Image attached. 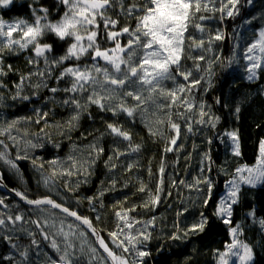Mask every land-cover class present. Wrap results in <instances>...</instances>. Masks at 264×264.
<instances>
[{
	"label": "snow or ice",
	"instance_id": "snow-or-ice-1",
	"mask_svg": "<svg viewBox=\"0 0 264 264\" xmlns=\"http://www.w3.org/2000/svg\"><path fill=\"white\" fill-rule=\"evenodd\" d=\"M239 4L240 0H55L49 7L41 0H31L28 16L5 19L0 14V109L38 99L42 89L52 94L45 104L56 103L57 95L63 93L59 103L71 109L68 119L59 123H51V110L41 108H34L32 116L0 120V165L22 176L18 162L30 161L38 173L37 184L49 193L29 198L24 191L9 189L28 206L32 215L22 211L19 203L6 202L7 196L0 197V244L4 247L0 251V264H84L85 258L86 264H146L145 258L151 255L147 242L152 237L151 230L156 228L155 216L143 220L130 215L137 210L135 204L115 210L116 225L108 232L113 247H109L92 219L68 206L69 196L65 193L75 196L82 185L89 183L105 152L99 142L109 136L113 141L111 155L104 161L112 174L109 187H104L101 181L102 186L94 195L76 196L77 204L87 200L90 211H97V204L104 207L103 197L118 182L116 169L122 167L129 172L139 168L135 161L126 165L117 163L121 157L138 156L143 147L133 141L127 124L138 120L153 143L164 142L163 154L180 150L182 144L177 141L181 139L182 128L194 134V124L216 127L219 117L203 101L196 103L193 90L199 91L197 86L206 79L196 75L202 71L200 62L208 64L203 71L210 77L213 64L219 61L218 56L208 58L204 53H212L213 43L226 37L221 30L213 32L203 22L217 18L214 16L217 12L220 20L234 18L240 13ZM13 6L14 0H0V13L12 10ZM52 8L56 10L55 16ZM251 23V19L244 21L245 25ZM241 40L245 38L239 34L233 37V56L226 65L231 67L237 55H241L246 62V79L255 81L264 72V28L253 31L243 47ZM21 56L27 71L7 62L9 57ZM188 60L192 61L191 66L186 64ZM11 76L16 79H10ZM207 83L211 86L212 80L208 78ZM93 106L100 113L111 114L112 119L100 117L105 128L92 141L82 145L73 142L69 154L63 158L44 160L33 154V150L44 148L45 142H52V135L46 131L49 127L72 140L71 132L79 128L85 114L96 119L91 112ZM235 112L239 114L240 108L236 107ZM32 124L40 126L39 131L30 132L28 126ZM89 135L93 133H81V139L87 140ZM225 137L230 141L231 154L240 157L238 132L226 130L217 138L224 143ZM53 146L59 149L60 144L53 142ZM210 159L205 153L200 174L191 183L173 180L172 186L182 184L203 193L199 206L211 204L212 215L228 226L230 239L223 250H215V264H251L253 249L241 239L244 229L234 224L232 217L245 187H264V139L258 144L252 164L238 163L230 173L223 170L230 178L224 184V194L216 201L215 181L209 175L211 164L204 163ZM148 173L153 175L151 168ZM156 176L154 191L139 181L137 191L146 194L139 207L154 211L162 202L163 155ZM3 182L4 174L0 172V185ZM127 186L125 183L124 187ZM166 195L171 196V192ZM126 199L117 203H126ZM188 211L185 207L177 216ZM247 216L264 231V218L256 216L254 207ZM100 219L99 215L95 217L97 221ZM208 223L209 217L201 211L199 219L191 224L180 227L178 221L174 223L169 238L186 240L190 234L203 232ZM25 237L28 243H22ZM90 237L95 240L90 241ZM45 248L51 249L55 257Z\"/></svg>",
	"mask_w": 264,
	"mask_h": 264
},
{
	"label": "trees",
	"instance_id": "trees-1",
	"mask_svg": "<svg viewBox=\"0 0 264 264\" xmlns=\"http://www.w3.org/2000/svg\"><path fill=\"white\" fill-rule=\"evenodd\" d=\"M30 2L31 0H14L12 10H3L0 14L5 19L28 16V4ZM41 2L45 6L52 7L55 0H41ZM238 7L240 9L239 15L234 18L218 19L217 21L218 29L223 32L226 38L213 43L215 55L219 57V61L212 66L213 73L209 77L203 71L208 68L206 62H200L202 71L196 73V75L205 76L206 79L197 86L200 89L199 91L193 90L195 101L196 103L203 101L206 106L210 107L212 114L219 117L216 127L212 129L207 126L201 127L194 124L195 132L192 135L182 128L181 139L177 141L178 144H182L180 150L163 154L164 142L153 143L152 138L148 137L147 131L138 120L135 124H127L126 126L132 132L133 141L141 144L143 147L138 156L133 155L130 158L121 157L117 163L126 165L135 161L138 163L139 168H133L129 172H125L122 167L116 169L118 181L116 187L108 191L103 197L104 207H100L97 204V211H90L87 200H81L77 206L68 205L76 209L80 214L92 219L110 247H113V244H111L108 233L103 228L111 230L115 222L113 220H105L106 216L113 217L115 210H118L120 207L128 208L133 204L138 207L130 215L139 216L143 220H148L155 216L156 228L151 230L152 237L147 242V248L151 252V255L145 258L146 264H215L213 259L215 250H223L224 243L230 239L228 226L221 223L220 220L212 215V205L210 204L205 208L199 206L202 202L203 193H197L194 189L190 191L182 184H177L173 187L172 181L184 180L187 183H191L193 178L200 174L201 161L204 158V154L208 153L211 159L204 161V163L205 165L211 164L212 171L209 175L215 181L213 200L216 201L224 190L225 182L230 178L224 174L223 170L230 173L237 167L238 163L252 164L257 155L258 144L260 140L264 139V72L259 74V79L248 81L244 70V60L239 54L237 55V61L231 67L226 65V61L233 56V37L239 34L245 40L250 39L253 31H258L264 25V0H254L251 7L248 5L247 0H240ZM52 13L53 16L56 15L55 8H52ZM249 19L252 20L250 26L248 28L243 27L244 21ZM245 40L240 41L241 47L244 46ZM60 51L62 49L58 50V53ZM204 54L208 58L212 57V54ZM7 62L14 64L23 71H27L23 56L9 57L7 58ZM186 64L191 66L192 61L188 60ZM208 78L212 80L211 86L207 83ZM10 79L14 80L16 77L11 76ZM50 85L55 86L51 81ZM203 89H207V91L205 92ZM51 95L47 90H41L39 100L34 99L31 102L23 103L17 102L14 107L0 109V116L5 114L12 117L32 116L34 108L44 106L47 108L44 111L51 110L49 117L51 123L67 120L71 109L62 106L58 102L63 98L64 94L60 93L57 95L56 103L48 102L45 104L44 99L46 100ZM217 99L220 100L219 104L216 103ZM236 107L240 108L239 114L235 112ZM91 112L96 119H89L87 114H85L80 120L79 128L71 132L72 140L67 139L66 136L58 135L56 129L52 127L47 128L46 131L52 135V142H45L44 148L39 149V154L42 158L45 157L47 160H50L56 155H64L67 151V146L70 147L73 142L81 145L86 144L93 140L94 135H99L100 132H103L105 123L100 117L106 115L110 121L112 119L111 114L100 113L94 106ZM121 122H124L123 117H121ZM181 123L183 122L181 121ZM39 127L32 124L30 128H32L33 132H37L39 131ZM200 127L201 129H199ZM198 129L200 131L196 137L195 134ZM226 130L238 132L241 145L240 157H235L231 154L230 141L227 137L224 138V143H221L220 139L217 138ZM88 132L93 133V135H89L87 140L81 139V133L87 134ZM209 140L212 142L208 143ZM53 142L60 144L59 149L53 146ZM99 143L104 147L105 152L97 162L94 173L89 178V183L82 185L75 196L69 194L74 202H76V196L87 197L94 195L102 186L101 181L104 182V187H109L112 174L105 168L104 161L108 155H111L110 149L113 141L111 137L105 136ZM120 147L123 148L124 145L121 144ZM192 150H194V153H192ZM183 152L184 154H182ZM162 155L165 162L163 185L165 193L161 195L162 202L154 211L144 209L143 207H139V205L143 203L146 194L137 191L139 181H143L149 188L153 191L155 190L157 183L156 174ZM190 156H193L194 163L192 164L189 161ZM0 166L3 169L5 181L10 187L26 192L30 198L49 194L47 191H41L35 185L34 177L36 174L31 172V169L23 163H21V166L25 175L22 183H20L15 175L6 171L3 165ZM149 168L152 170V176H149ZM125 183H127V187H124ZM200 187L204 188L205 186L200 185ZM186 191H189L188 194H185ZM167 192H171V196L166 195ZM1 194L7 196L2 192ZM125 198H127L126 203H117L118 201H124ZM6 202H13L12 204L19 203L13 197H8ZM114 205L115 208L113 207ZM20 206L21 209L28 210L27 206L21 204ZM185 207L189 211L178 217L177 212ZM253 207L256 209V216L264 218V187H245L240 193V203L234 207L232 219L234 224L242 226L244 235L241 239L246 240L253 249L254 260L252 264H264V231L261 230L258 223L254 224L247 216V213ZM201 211L209 217V223L203 232L190 234L186 240L174 241L169 238L174 231V223L178 221L180 227L191 224L194 220L199 219ZM25 212L28 213V211ZM30 215L32 214L30 213ZM97 215L103 217L102 221L95 220ZM22 243H28L26 237L22 239ZM3 250L4 247L0 244V251Z\"/></svg>",
	"mask_w": 264,
	"mask_h": 264
},
{
	"label": "rangeland",
	"instance_id": "rangeland-1",
	"mask_svg": "<svg viewBox=\"0 0 264 264\" xmlns=\"http://www.w3.org/2000/svg\"><path fill=\"white\" fill-rule=\"evenodd\" d=\"M253 2H254V0H252V2L249 4L248 3V5L251 7V5L253 4ZM219 13L217 12V13H215L214 14V16L215 17H217V18H214V19H209V20H206V21H204L203 23L206 25V27L208 28V29H211L213 32L216 30V29H218V27H217V21H218V17H219ZM255 18H256V16H254ZM250 26V24H247V25H243V27H249ZM261 28H264V25L261 27ZM260 28V29H261ZM197 36L198 35H200L199 33H195ZM214 49V48H213ZM209 54H212V56L213 55H215V51H213L212 53H209ZM216 56V55H215ZM246 62L244 61V64H245ZM245 75H247L246 73H245ZM50 83V82H49ZM43 90V89H42ZM194 94V97H195V93H193ZM40 98H38L37 100H39ZM44 101H45V99H44ZM43 101V102H44ZM57 101V100H56ZM59 102V101H58ZM41 108L43 109V110H47V108L46 107H44V106H41ZM31 116V115H30ZM20 117V116H19ZM11 118H13L12 116H7L6 114L5 115H2V116H0V120H4V119H11ZM29 127V131L30 132H33V130H32V128H30L31 127V125H29L28 126ZM199 129H201V127L199 128ZM197 130L196 131V134H195V136L197 137V135H198V133H199V131L200 130ZM192 135V134H191ZM195 137V138H196ZM89 143V142H88ZM87 144V143H86ZM78 145H81V144H78ZM70 149H71V146L69 147V146H67V151H66V153H64V155H56L54 158H63V157H65V156H67L68 154H69V152H70ZM14 152H15V150H13V154H14ZM40 150L39 149H36V150H33V154L34 155H37V156H40V157H42L40 154ZM192 153H194V150H192ZM182 154H184V152L182 153ZM53 158V159H54ZM43 159L44 160H47L45 157H43ZM189 161H190V164H192V163H194V160H193V156H190L189 157ZM19 163V166H20V170H21V173H22V176H18V175H16V174H14L13 172H11L10 170H8L6 167H4V169L6 170V171H8L9 173H12V175H15V177L16 178H18L19 179V181H20V183H22L23 182V178H24V175H25V173L23 172V170H22V166H21V163H23L25 166H28L29 167V169H31V172H34L36 175H35V177H34V180H35V185H37L38 187H39V189L41 190V191H47L43 186H40V185H38L37 184V179H38V173L32 168V165H31V163H30V161H27V160H21V161H19L18 162ZM73 179H76V177H73ZM25 183V182H24ZM62 192H63V188H62V186H61V189H60ZM190 191H192V190H190ZM188 192L189 191H186V193L185 194H188ZM224 192H225V189L223 190V192L221 193V195H223L224 194ZM65 195L66 196H69V194L68 193H65ZM220 195V196H221ZM0 197H4L1 193H0ZM59 198V197H58ZM197 198V197H196ZM196 198H194V199H196ZM68 205H70V206H77V203L76 202H74V201H72V199H71V196H69V200H68ZM27 213V212H26ZM29 215H30V213H28ZM100 216V215H99ZM112 216V215H111ZM110 217V216H109ZM107 217L106 216V218H105V220H107V221H111V220H113V222H115V224H114V226L111 228V230H113L114 228H115V225H116V218H115V216H113V217ZM34 218V217H33ZM102 219H103V217L101 216V219L99 220V222L100 221H102ZM104 230H105V232L106 233H108L110 230H106L105 228H103ZM243 240V239H242ZM90 241H94L93 240V238L92 237H90ZM110 242H111V240H110ZM111 244H112V242H111ZM45 251H47L50 255H52L53 257H55V255H54V252H51V249H49V248H45ZM117 251H119V250H117ZM254 260V259H253ZM253 260H252V262H251V264L253 263ZM84 263L86 264V258H85V260H84Z\"/></svg>",
	"mask_w": 264,
	"mask_h": 264
},
{
	"label": "water",
	"instance_id": "water-1",
	"mask_svg": "<svg viewBox=\"0 0 264 264\" xmlns=\"http://www.w3.org/2000/svg\"><path fill=\"white\" fill-rule=\"evenodd\" d=\"M0 172H3L2 171V169H1V167H0ZM4 174V173H3ZM4 185H6L7 187H5ZM9 189H14V188H12V187H10L7 183H6V181H5V177H4V182H3V185H0V193L2 192V193H4L5 195H7L8 197H10V198H15L16 199V201H18L21 205H25L22 201H19V198H17V197H15L10 191H9ZM25 206H27V205H25ZM28 207V206H27ZM93 225H94V227L96 228V230H97V232L99 233V235L102 237V238H104V240H105V237H104V235L102 234V232L101 231H99L98 229H97V227L95 226V224L93 223ZM93 238V240H95V237H92ZM105 242H106V240H105ZM107 243V242H106ZM109 247H110V245H109ZM102 251V250H101Z\"/></svg>",
	"mask_w": 264,
	"mask_h": 264
},
{
	"label": "flooded vegetation",
	"instance_id": "flooded-vegetation-1",
	"mask_svg": "<svg viewBox=\"0 0 264 264\" xmlns=\"http://www.w3.org/2000/svg\"><path fill=\"white\" fill-rule=\"evenodd\" d=\"M28 195V194H27ZM58 200H59V198L58 197H56ZM9 203H13V202H9ZM70 206V205H69ZM20 209H21V206H20ZM22 211H28V210H26V209H21ZM51 252H52V250H51ZM54 255H55V253H54Z\"/></svg>",
	"mask_w": 264,
	"mask_h": 264
},
{
	"label": "bare ground",
	"instance_id": "bare-ground-1",
	"mask_svg": "<svg viewBox=\"0 0 264 264\" xmlns=\"http://www.w3.org/2000/svg\"><path fill=\"white\" fill-rule=\"evenodd\" d=\"M1 167V166H0ZM1 169H2V167H1ZM2 171H3V169H2ZM30 198V197H29Z\"/></svg>",
	"mask_w": 264,
	"mask_h": 264
},
{
	"label": "clouds",
	"instance_id": "clouds-1",
	"mask_svg": "<svg viewBox=\"0 0 264 264\" xmlns=\"http://www.w3.org/2000/svg\"><path fill=\"white\" fill-rule=\"evenodd\" d=\"M5 195V194H4Z\"/></svg>",
	"mask_w": 264,
	"mask_h": 264
}]
</instances>
